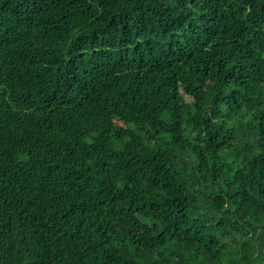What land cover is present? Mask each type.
<instances>
[{
    "label": "trees",
    "instance_id": "16d2710c",
    "mask_svg": "<svg viewBox=\"0 0 264 264\" xmlns=\"http://www.w3.org/2000/svg\"><path fill=\"white\" fill-rule=\"evenodd\" d=\"M0 264H264V0H0Z\"/></svg>",
    "mask_w": 264,
    "mask_h": 264
}]
</instances>
